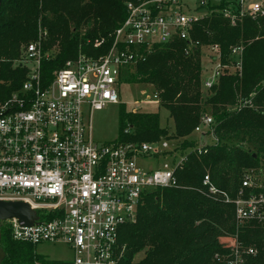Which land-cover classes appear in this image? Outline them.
<instances>
[{
	"label": "trees",
	"instance_id": "trees-1",
	"mask_svg": "<svg viewBox=\"0 0 264 264\" xmlns=\"http://www.w3.org/2000/svg\"><path fill=\"white\" fill-rule=\"evenodd\" d=\"M127 1L3 0L0 105L27 78L28 69L20 62L23 45L40 35L43 50L52 53L41 60L46 83L67 60L107 53L114 31L126 17ZM226 5L225 0L210 3L207 14L195 22L191 36L199 45L193 52L186 53L183 39L143 46L141 58L123 68L127 82L153 85L160 107L174 122V132L161 126L159 111L128 110L121 104L116 141L182 138L178 150L183 160L176 170L178 185L146 192L135 220L121 226L118 264H225L229 247L220 237L235 234L244 247L257 249L255 255L244 254L245 264H264V225L238 223L233 202L226 201V196L236 197L245 169L264 165V16L247 14L233 23L221 11ZM96 40L99 46H94ZM209 45L219 46L222 62L230 65L232 47L241 45L242 66L221 74L210 94L203 95L201 47ZM54 46L56 54L51 51ZM204 114L212 116L214 142L197 149L195 137H187ZM205 174L217 193L203 185ZM0 246L5 252L1 264H51L36 245L13 239L6 222L1 225Z\"/></svg>",
	"mask_w": 264,
	"mask_h": 264
},
{
	"label": "built area",
	"instance_id": "built-area-1",
	"mask_svg": "<svg viewBox=\"0 0 264 264\" xmlns=\"http://www.w3.org/2000/svg\"><path fill=\"white\" fill-rule=\"evenodd\" d=\"M190 1L128 0L109 52L67 60L46 83L41 60L51 55L43 50L41 38L26 45L20 62L28 69L27 78L0 105V200L24 201L39 218L30 225L16 217L2 221L13 239L34 245L63 242L73 251L72 264H118L120 228L135 220L142 196L178 185L176 170L183 160L178 146L169 149L166 140L97 142L92 114L120 103L121 71L141 58V47L174 39L187 42L186 53L198 47L191 36L194 24L210 3L220 0H198L195 7ZM225 1L221 11L233 23L247 14L264 16V0ZM242 54L241 45L232 47V69L241 70ZM223 71L218 64L203 86L210 90ZM212 122L204 114L195 127L197 149L209 144ZM160 155L164 160L153 164ZM241 183L236 197L226 196L237 222L264 225V165L245 169ZM203 185L217 193L209 174ZM227 246L225 264H245L244 254H257L237 237Z\"/></svg>",
	"mask_w": 264,
	"mask_h": 264
},
{
	"label": "rangeland",
	"instance_id": "rangeland-1",
	"mask_svg": "<svg viewBox=\"0 0 264 264\" xmlns=\"http://www.w3.org/2000/svg\"><path fill=\"white\" fill-rule=\"evenodd\" d=\"M192 6L198 5V0L190 1ZM199 12H204L198 11ZM116 31V30H115ZM115 31H114V38L115 39ZM39 38L40 35H39ZM37 41V40H36ZM34 42V41H32ZM101 44L100 41H95L94 46H99ZM113 44V43H112ZM112 46V45H111ZM25 45L21 47V54L24 52ZM43 48V43H42ZM111 49V47H110ZM109 49V50H110ZM107 51V53L109 52ZM52 52L56 54L58 51V47L54 46L51 50ZM49 55H52L51 52L46 51ZM201 66H202V73H201V88L203 95L210 94V90L206 89L203 86V81L206 79L207 76L211 75L213 70L218 66V64H221L224 71L222 74L227 73L229 71H232V68L230 67V64L223 63L221 58V50L215 45L213 46H202L201 47ZM21 59V58H20ZM19 60H15V64L19 63ZM133 67L129 69V73L133 72ZM123 70V69H122ZM126 72L125 69L123 72L121 71L120 74V81L119 85L117 86L118 94H119V102L118 104H108L105 106L102 110L95 111L92 114V126H93V136L94 139L97 142H110L115 141L118 137V128H119V109L121 104H124L125 108L128 110H142V111H159L160 114V123L161 126H165L169 132H174V122L172 118L169 115L168 110H166L163 107H160L159 105V99L154 98V94L157 93L156 89L153 87V85L148 83H136V82H127L126 81ZM210 115V114H208ZM170 134V133H169ZM191 136H195L194 131H192L188 135V139ZM167 141L171 148H175V146H180V142L183 141L181 138L177 137H160L156 140H151L149 142L153 141ZM206 141L208 143L214 142V139L211 135L206 137ZM179 157V155L177 156ZM164 160V156L160 155L156 158V160H153V164H156L157 162H162ZM238 235H226L223 237H220V240L222 243H225L226 245L228 243H232ZM36 250L39 254H41L43 257H45L51 264H72L74 255L73 251L63 242H57V243H42L36 245ZM141 255L138 257L140 258Z\"/></svg>",
	"mask_w": 264,
	"mask_h": 264
},
{
	"label": "water",
	"instance_id": "water-1",
	"mask_svg": "<svg viewBox=\"0 0 264 264\" xmlns=\"http://www.w3.org/2000/svg\"><path fill=\"white\" fill-rule=\"evenodd\" d=\"M3 0H0V7ZM204 134L200 136V143H204ZM255 156V155H254ZM16 217L20 221H24L30 225L38 220L37 211L24 201H6L0 200V238H1V225L2 221ZM5 257V252L0 246V264Z\"/></svg>",
	"mask_w": 264,
	"mask_h": 264
}]
</instances>
